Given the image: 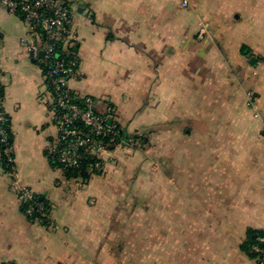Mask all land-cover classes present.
<instances>
[{"label": "crops", "instance_id": "0c3cea01", "mask_svg": "<svg viewBox=\"0 0 264 264\" xmlns=\"http://www.w3.org/2000/svg\"><path fill=\"white\" fill-rule=\"evenodd\" d=\"M64 1L71 90L109 100L134 142L85 182L52 164L51 94L26 23L0 6L15 170L0 153V264H256L242 245L264 230V0ZM22 186L48 224L21 210Z\"/></svg>", "mask_w": 264, "mask_h": 264}, {"label": "built area", "instance_id": "2783aa9c", "mask_svg": "<svg viewBox=\"0 0 264 264\" xmlns=\"http://www.w3.org/2000/svg\"><path fill=\"white\" fill-rule=\"evenodd\" d=\"M180 5L182 8L189 7V0H181ZM0 6L20 16L32 38V41L23 43L31 58L41 65L51 94L50 116L57 131L51 153L56 156L58 167H76L84 154H91L95 158L88 165V171L93 173L94 170H99L100 157L113 148L112 144L115 147L125 142L118 141L121 128L114 118L112 105L92 96L77 97L71 90L69 80L78 74L79 60L73 53L75 35L71 28L70 5L64 0H0ZM206 32L205 25L200 23L198 36L202 37ZM41 51L44 52L42 57L39 55ZM252 100L251 94H248L247 105L252 106ZM99 102L105 105L103 111L97 108ZM8 121L9 117L3 110V99L0 95V144L3 146L0 153L5 162L11 165L8 172L15 176L13 143L4 127V123ZM128 144L132 145L133 141L129 140ZM77 176H80V172ZM73 179L77 181L76 178ZM35 196L28 187L22 186L18 189L21 206ZM23 212L27 216L31 215L32 206L26 207ZM257 241L262 242L263 237L258 236ZM252 250L256 264H264V247L253 244Z\"/></svg>", "mask_w": 264, "mask_h": 264}, {"label": "trees", "instance_id": "16d2710c", "mask_svg": "<svg viewBox=\"0 0 264 264\" xmlns=\"http://www.w3.org/2000/svg\"><path fill=\"white\" fill-rule=\"evenodd\" d=\"M74 51V50H73ZM57 53V52H56ZM74 53V52H73ZM86 96H90V95H86ZM93 97V96H92ZM94 98V97H93ZM110 105L111 102L107 101ZM113 106V105H112ZM114 107V106H113ZM79 126H81V124L79 123ZM121 130L119 131V136H118V141L122 140L123 145L121 146H129L128 142L129 140H132L134 142V137L132 135H129L119 124ZM4 127H5V131L7 136L9 137V139L12 141V134H11V130H10V120L8 122L4 123ZM103 140H106V138H104ZM117 139L116 142L118 143ZM113 148L109 149L107 152H109L110 150L116 148L117 146L114 147V144H112ZM3 146L0 144V151H2ZM103 156V155H102ZM49 158L52 162L53 165L58 166V162L56 161V156L54 155V153H50L49 154ZM94 156H92L91 154H84L82 159L79 160L78 164L76 167L70 166V167H65L62 168L64 175L66 178L71 179V178H76L77 181L79 182H85L89 179V177L91 176V174L97 173L100 170H102L103 168V159L102 157H100L101 160V168L99 170H94L93 173H91L90 171H88V165L94 160ZM1 160H2V167L4 168L5 171L10 170L9 167L11 166L10 164H8L7 162H5L3 156H1ZM78 172H80V176L78 177L77 174ZM32 206V214L28 215L29 218L31 219H37L39 221H41L44 224H48L47 222L49 221L48 218V210H49V206L47 201L42 198L39 195H36L35 198H33V200L28 201L24 206L21 207V210L23 211L26 207H30ZM261 236L263 237V241H257V237ZM253 244H258L261 247H264V230H259V231H249V235L247 237V239L245 240V242L243 243L242 247L243 250L249 254L252 258H254L255 254L253 253L252 250V245ZM3 264H12V263H3Z\"/></svg>", "mask_w": 264, "mask_h": 264}, {"label": "rangeland", "instance_id": "374dc122", "mask_svg": "<svg viewBox=\"0 0 264 264\" xmlns=\"http://www.w3.org/2000/svg\"><path fill=\"white\" fill-rule=\"evenodd\" d=\"M75 54V53H74ZM76 56V55H75ZM77 58V57H76ZM78 59V58H77ZM79 62V61H78ZM101 101V100H100ZM102 101L104 102V101H109V100H107L106 98L105 99H102ZM110 102V101H109ZM105 109V105H103V103H102V108L101 109H99L100 111H103ZM114 111H115V119L117 120V122L119 123V119H118V116H117V111H116V109H115V107H114ZM117 147H120V145L119 146H117Z\"/></svg>", "mask_w": 264, "mask_h": 264}, {"label": "water", "instance_id": "95a60500", "mask_svg": "<svg viewBox=\"0 0 264 264\" xmlns=\"http://www.w3.org/2000/svg\"><path fill=\"white\" fill-rule=\"evenodd\" d=\"M80 9V8H79ZM79 9H78V11H79ZM43 51H41L40 53H39V55L42 57L43 56Z\"/></svg>", "mask_w": 264, "mask_h": 264}]
</instances>
